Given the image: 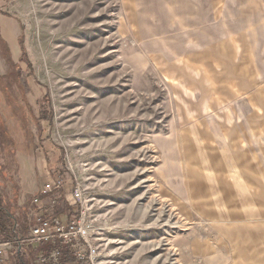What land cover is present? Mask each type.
<instances>
[{
	"label": "rangeland",
	"instance_id": "1",
	"mask_svg": "<svg viewBox=\"0 0 264 264\" xmlns=\"http://www.w3.org/2000/svg\"><path fill=\"white\" fill-rule=\"evenodd\" d=\"M7 6L20 36L0 40V107L50 117L41 142L27 116L4 124L17 228L30 237L24 193L43 175L60 184L40 196L72 209L58 221L82 208L97 264H264V0ZM18 247L5 264H40L53 242Z\"/></svg>",
	"mask_w": 264,
	"mask_h": 264
},
{
	"label": "built area",
	"instance_id": "2",
	"mask_svg": "<svg viewBox=\"0 0 264 264\" xmlns=\"http://www.w3.org/2000/svg\"><path fill=\"white\" fill-rule=\"evenodd\" d=\"M60 181L54 184L47 183L44 186L43 194L51 192L52 188H57ZM81 193L74 190L72 202L69 205L81 204ZM38 200H34L37 202ZM78 203V204H77ZM85 213L82 208L76 212L73 219L67 224H62L57 219L35 218L30 227V237L27 239L32 244L45 245L54 243V247L47 254L41 257L40 264H97V252L88 240L91 232L89 226L84 222ZM14 244L22 243L21 240L15 242H0V264H5V255L8 249ZM69 248L67 255L63 254V249Z\"/></svg>",
	"mask_w": 264,
	"mask_h": 264
},
{
	"label": "trees",
	"instance_id": "3",
	"mask_svg": "<svg viewBox=\"0 0 264 264\" xmlns=\"http://www.w3.org/2000/svg\"><path fill=\"white\" fill-rule=\"evenodd\" d=\"M0 46H3L2 41L0 42ZM23 52H24V49H23ZM7 62H10V61L7 60ZM19 101L21 102V101H23V99H21ZM23 104L26 105L25 103H23ZM6 106L8 107L7 108L9 111L8 114L3 110V108L0 107V155L8 152V150L10 148H12L11 139L8 137V135L6 134V132L4 130V124H5V122H7L9 120H14V121L20 120V122H21L22 119L25 118L24 116H27L25 118L26 120L23 121L24 124L26 125L27 129H29L30 131L33 130L32 135H33V137H35L33 139L38 141V142H41V138H42L44 130H43L40 122H47L49 124L50 117H48L43 112L42 114H40L38 117L35 118V116L32 115L33 111L30 107L25 106V107L19 108L16 101L14 103L13 101L9 100L6 104ZM60 162H62V161L60 160ZM12 181L11 182H12L13 188L18 191L19 189L16 186V184L14 183V180H12ZM17 191H15V192H17ZM15 200H16V198H15ZM12 204L15 205V201ZM17 223H18V219L15 218L14 216H12V214H10L8 212V208L5 205H3L2 201L0 200V237L3 240H5L6 242H13V241L23 239V238H20L18 236V234H17L18 229L14 228V226L17 225ZM21 249H22V246H21ZM68 252H69V248L63 249L64 255H67ZM19 256H20V254H18L17 257H19Z\"/></svg>",
	"mask_w": 264,
	"mask_h": 264
},
{
	"label": "crops",
	"instance_id": "4",
	"mask_svg": "<svg viewBox=\"0 0 264 264\" xmlns=\"http://www.w3.org/2000/svg\"><path fill=\"white\" fill-rule=\"evenodd\" d=\"M9 3V0H0V38L3 41V43L5 44V46L8 48H10V46L8 44H13L14 42H17V44L19 43V32L17 31V29L15 27H17V24L15 23L14 19H12L7 13H6V9H7V5ZM13 29H16L17 32L14 33ZM19 45V44H18ZM45 179V176H40V175H36L35 177V187H34V191L31 193H24V197L25 199L28 197V199H31V202H28L27 199V208H26V213H24V218L22 223L27 226V232L30 235V227L33 224H30L32 221V218H46V219H61L64 218V210H69L72 211V209H70L68 207V204H65V207L62 209H58L56 206V203L54 201L50 202L49 197H44V196H40V193L43 190V186L46 185L47 179ZM50 182V180H48ZM43 183V186H42ZM39 196L40 200L39 203L34 206L33 210L29 209V205L32 203L33 199L35 197ZM16 200H17V196H16ZM15 200V202H16ZM29 211V212H27ZM28 213V214H27ZM63 215V216H62ZM34 221V220H33ZM66 221V220H65ZM14 228H17V225L14 226ZM18 229V236L22 241V243H24V240H27L29 237H26V233L23 231V229ZM19 241V240H17ZM15 242V241H14ZM22 243L20 244V246L18 247L19 249H21ZM53 247H54V243H53ZM40 252H38L39 257L44 256V252H42L44 250V248L39 247ZM38 249V250H39ZM52 250V249H51ZM20 251V250H19ZM40 257V259H41ZM40 262V260H39Z\"/></svg>",
	"mask_w": 264,
	"mask_h": 264
}]
</instances>
